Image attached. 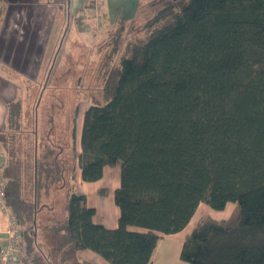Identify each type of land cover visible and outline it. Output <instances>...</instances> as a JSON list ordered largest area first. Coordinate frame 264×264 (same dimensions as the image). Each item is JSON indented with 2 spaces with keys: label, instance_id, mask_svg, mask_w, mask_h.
<instances>
[{
  "label": "trees",
  "instance_id": "1",
  "mask_svg": "<svg viewBox=\"0 0 264 264\" xmlns=\"http://www.w3.org/2000/svg\"><path fill=\"white\" fill-rule=\"evenodd\" d=\"M7 2L0 0V30ZM125 20L102 49L101 86L88 93L78 156L72 143L85 181L120 166L118 226L95 222L96 208L71 187L47 251L39 201L63 180L62 159L54 147L41 159L35 142L31 175L0 136L6 201L23 226L12 264H94L77 258L82 249L106 264H153L160 239L184 230L201 203L223 209L230 201L229 216L197 219L181 258L264 264V0H139L128 29ZM20 106H8L6 129L19 126Z\"/></svg>",
  "mask_w": 264,
  "mask_h": 264
},
{
  "label": "rangeland",
  "instance_id": "2",
  "mask_svg": "<svg viewBox=\"0 0 264 264\" xmlns=\"http://www.w3.org/2000/svg\"><path fill=\"white\" fill-rule=\"evenodd\" d=\"M138 8V0H8L7 19L13 17L18 19L15 20L16 22H21L20 24H14V27L18 28V31L23 33L24 28L26 31L27 25L24 23L29 22L34 16L44 23L41 24V33L43 31L45 34L49 31L52 33V38L49 42L50 46L44 57L46 58V62L51 61L48 69L49 78L52 79L51 86L43 94V87L48 71L46 72V70L41 69L40 72H37L39 63H41V57L34 56L33 67L38 66L36 70L31 71L30 75L35 76L37 73L42 82H38V85L27 92L26 106L28 110L25 117L22 114L20 115L19 126L13 123V127L0 133L2 139H6L7 146L16 151L19 150L17 153H19L21 159L28 163L30 174L33 173L31 164L32 148L33 144H35L33 132L36 129V103L40 98H48L42 109L43 119L40 128V134L42 133L41 137L43 138L40 155L41 159H43L46 149L53 147L45 139V133L50 127L52 117L50 114L51 105L55 102L52 98L59 97L64 102V107L66 104L65 109L73 107L74 102L69 103V99L75 98L76 103L80 102V109L83 112L87 103L86 99L89 96L88 93H92V91L98 92V88L101 86V57L103 47H108V45H111V40L112 42L114 41L115 36L112 37V33L120 19H126L125 26L128 29L129 23L127 20L136 17ZM130 12L133 16L128 15ZM35 26L37 25L35 24ZM132 30H135L134 27ZM137 30L143 33L141 28ZM133 32H130L129 35ZM37 58H40V60H37ZM69 66L72 67L73 71H67V67L69 68ZM75 79L77 80L76 82H74ZM59 80L63 82L60 92H58L59 88L57 86ZM55 94L56 96H53ZM11 108L17 111V106H11ZM71 108L70 110H65V113L71 112ZM81 112L79 115L82 114ZM64 117H66V114ZM13 119L17 120L16 118ZM62 127L66 129L68 123L63 122ZM109 171L115 172V174L110 175V178L107 176ZM120 172L121 168L119 165L115 167L107 166L105 172V177H107L102 178V181L104 189L106 188L108 192L103 195L100 194L96 198L90 196V201L94 204L93 207H97L100 213L105 214L106 217L109 216V219L112 217L111 211L116 206L114 195L111 192L114 190L115 185L120 182ZM29 192H31V183L27 187L25 197L30 195ZM42 205L43 201L41 200L39 201V207ZM233 207L234 202L232 201L228 202L223 209H216L206 203H201L191 219L188 228L191 229L197 219L204 214L216 218L227 217ZM40 222L42 223L43 221ZM19 228L22 232L23 226L21 224ZM48 241L50 242V239ZM163 241L164 243L159 255L155 256L153 264H190L181 258L182 241L179 236L166 237ZM52 247L49 243L46 250H51Z\"/></svg>",
  "mask_w": 264,
  "mask_h": 264
},
{
  "label": "crops",
  "instance_id": "3",
  "mask_svg": "<svg viewBox=\"0 0 264 264\" xmlns=\"http://www.w3.org/2000/svg\"><path fill=\"white\" fill-rule=\"evenodd\" d=\"M139 3V0H138ZM8 13V11L6 12ZM128 15H132L131 12ZM127 15V16H128ZM126 16V17H127ZM18 19L10 18L7 19V15L2 22V27L0 30V133L6 130L8 117L10 116L8 106L11 103H18L21 109L20 115L22 114L23 117L26 116L27 113V99L26 94L27 92L38 85L40 81V76L36 75L31 76V71L36 70L34 65V56L41 57V63L37 68V72L42 70L48 71L51 61L49 60L46 62V51L48 52L49 49V42L52 38V33L50 31L45 34L44 31L41 33V24H44L42 20L37 17H32L31 20L27 23L26 31L24 28L23 33L18 31V28L14 27L15 23H21L19 21H15ZM35 24L37 26H35ZM39 25V26H38ZM25 32V33H24ZM45 35V36H44ZM37 60H40V58ZM44 66V68H42ZM67 67V71H70L72 67ZM77 80L75 79L74 82ZM52 79L49 78V71L47 73V78L45 85L43 87V94L45 91H48L49 87L51 86ZM59 91L62 90L63 82L59 80L58 82ZM53 96H56L53 95ZM52 99L55 100L54 103L57 102V106H52L50 110V114L52 115L50 120V127L45 133V139L48 143H50L58 152L59 158L62 164V173H63V180L58 183L56 187L50 188V190H43L42 201L43 205L39 207L38 213V222L39 223V239L42 243L51 244L48 240L52 237L51 235L54 234L57 228L56 220L61 219L65 220L66 218V201L68 195L70 193L71 187L73 190L84 193L87 197V204L89 206H94L90 201V196H94L95 198L100 195L99 189L104 187L102 178H110V175L115 174L113 171H109L108 175L105 177L106 168H104V175L100 180L97 181H85L82 179V169L79 164L78 157H73V140L75 141V156L79 155L81 152V132H82V125H83V118L84 112L87 106L84 107L83 112L79 107V113L82 114L77 115L76 118V133L75 137L72 135V118L74 117V106L76 104V99H69L70 102H74L73 107H68L71 112H66L64 107V102L58 97H53ZM48 101V98L39 99L35 106L36 111V129L34 130L33 134L35 136V142L37 144V155H40L41 150V141L43 140L42 133L40 134L41 128V121H42V109L44 103ZM87 101V99H86ZM78 102V100H77ZM66 103V102H65ZM87 104V103H86ZM35 113V112H34ZM66 114V117L64 115ZM69 121V122H68ZM80 121V123H79ZM63 122L68 123V127L63 129L62 125ZM71 122V123H70ZM1 145V141H0ZM2 146V145H1ZM52 147V148H53ZM5 163V162H4ZM4 165V164H3ZM74 167V179L71 178V173L69 172ZM3 168V167H2ZM2 173V171H1ZM117 175V174H116ZM120 177V175H119ZM120 181V180H119ZM120 182L115 185L112 190L111 194L114 195L115 189L119 186ZM106 187V186H105ZM103 195V194H101ZM96 208V214L94 216V221L98 223L104 224L106 227L115 228L118 226V218H119V208L116 205L113 211H111L112 217H106L105 214H101L100 211ZM44 215V216H43ZM46 216V217H45ZM43 219V220H42ZM10 219L9 216L3 211L1 204H0V247L6 245L8 241V233L6 232L8 229ZM49 227H47V226ZM189 224L187 227L174 234H166L164 235L159 243L157 248L153 254V260L155 256L159 255V252L162 248V244L164 243L166 237L171 236H179L181 241L183 240L186 233L190 230ZM49 242V243H48ZM45 245V246H46ZM53 246V244H51ZM53 248V247H52ZM77 258L79 260H87L94 264H106L108 263L101 255L96 253L91 249H82L78 250ZM152 260V262H153Z\"/></svg>",
  "mask_w": 264,
  "mask_h": 264
},
{
  "label": "built area",
  "instance_id": "4",
  "mask_svg": "<svg viewBox=\"0 0 264 264\" xmlns=\"http://www.w3.org/2000/svg\"><path fill=\"white\" fill-rule=\"evenodd\" d=\"M5 156V151L0 145V204L3 211L10 219L9 226L6 231L9 237L8 241L6 245L0 247V264H12L17 260L22 232L19 228V221L6 201L5 181L1 173L5 162Z\"/></svg>",
  "mask_w": 264,
  "mask_h": 264
}]
</instances>
